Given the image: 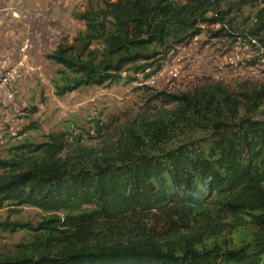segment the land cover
I'll list each match as a JSON object with an SVG mask.
<instances>
[{"label": "trees", "instance_id": "16d2710c", "mask_svg": "<svg viewBox=\"0 0 264 264\" xmlns=\"http://www.w3.org/2000/svg\"><path fill=\"white\" fill-rule=\"evenodd\" d=\"M245 8L250 24L236 28ZM72 16L84 30L47 55L57 96L118 84L127 70L149 77L203 25L264 50V0H89ZM150 101L161 107L100 145L51 133L0 159V210L44 213L0 222V234L26 235L0 264H264V85L214 82Z\"/></svg>", "mask_w": 264, "mask_h": 264}, {"label": "rangeland", "instance_id": "374dc122", "mask_svg": "<svg viewBox=\"0 0 264 264\" xmlns=\"http://www.w3.org/2000/svg\"><path fill=\"white\" fill-rule=\"evenodd\" d=\"M88 2L0 0V81L8 76L0 86V159L9 158L12 147L44 142L51 133L64 132L74 142L100 145L138 113L161 107L150 101L155 92L177 94L214 82L234 91L264 85V50L240 38L216 35L222 26L210 24L203 25L192 40L169 50L160 61V70L149 77L127 70L122 74L126 79L118 84L57 96L53 80L59 66L47 55L84 30V23L72 14L84 11ZM253 13L251 8L236 13L232 17L235 27L247 28ZM262 114L264 119V109ZM31 124L38 130L28 129ZM97 127L102 128L99 137ZM12 208L0 210V222L8 218L35 224L44 215L33 207L10 213ZM25 237L22 231L1 233L0 255L13 252Z\"/></svg>", "mask_w": 264, "mask_h": 264}, {"label": "built area", "instance_id": "2783aa9c", "mask_svg": "<svg viewBox=\"0 0 264 264\" xmlns=\"http://www.w3.org/2000/svg\"><path fill=\"white\" fill-rule=\"evenodd\" d=\"M13 72L16 73L15 70H14ZM10 74H11V72H10V73H7L6 75H10ZM7 77H8V76H7ZM7 77L4 76V77L2 78V80L0 81V82H1V83H0V86L5 85V84L7 83V80H8Z\"/></svg>", "mask_w": 264, "mask_h": 264}]
</instances>
